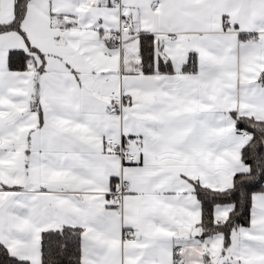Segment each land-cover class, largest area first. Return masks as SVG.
Segmentation results:
<instances>
[{
    "label": "snow or ice",
    "instance_id": "1",
    "mask_svg": "<svg viewBox=\"0 0 264 264\" xmlns=\"http://www.w3.org/2000/svg\"><path fill=\"white\" fill-rule=\"evenodd\" d=\"M0 264H264V0H0Z\"/></svg>",
    "mask_w": 264,
    "mask_h": 264
}]
</instances>
